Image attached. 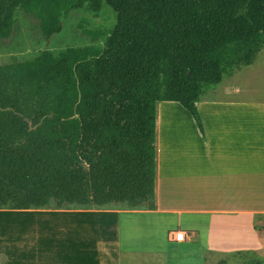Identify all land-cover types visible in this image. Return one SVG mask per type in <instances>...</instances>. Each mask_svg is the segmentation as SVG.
I'll list each match as a JSON object with an SVG mask.
<instances>
[{
	"label": "trees",
	"instance_id": "1",
	"mask_svg": "<svg viewBox=\"0 0 264 264\" xmlns=\"http://www.w3.org/2000/svg\"><path fill=\"white\" fill-rule=\"evenodd\" d=\"M103 6L116 23L102 46L0 65V209L155 210L158 103H179L203 134V95L264 49V0H0V43L20 14L49 42L72 11Z\"/></svg>",
	"mask_w": 264,
	"mask_h": 264
},
{
	"label": "rangeland",
	"instance_id": "2",
	"mask_svg": "<svg viewBox=\"0 0 264 264\" xmlns=\"http://www.w3.org/2000/svg\"><path fill=\"white\" fill-rule=\"evenodd\" d=\"M81 21L86 29L103 30V37L97 41L83 37L78 29ZM115 23L116 14L108 6H103L98 15L84 8L75 10L63 20L62 31L47 42L36 23L20 14L11 41L0 43V65L13 59L34 61L45 50L56 55L77 47L102 46ZM226 87L241 89L239 94H230L226 98L259 104L261 116L264 49L252 65L242 67L209 89L205 96ZM164 104L171 107V111L164 114L167 120L190 119L189 128L184 127L187 135L190 129L192 133H199L190 114L178 103ZM167 106L161 108L168 109ZM163 112L160 110V117ZM171 126L169 123L165 131ZM165 165V186L168 189L174 182L170 178L172 164ZM116 208L142 210L115 204L102 208L78 205L57 208L52 205L44 209H0V254L8 259L5 264H202L198 244L182 250L166 247L164 229L175 224L172 217L141 212L121 215L111 210ZM239 224L217 221L211 236L207 230L201 232L204 243L210 241L214 246L204 250L203 264H217L223 259L227 264H243L254 258L264 260V214L254 215ZM4 262L0 259L1 264Z\"/></svg>",
	"mask_w": 264,
	"mask_h": 264
},
{
	"label": "crops",
	"instance_id": "3",
	"mask_svg": "<svg viewBox=\"0 0 264 264\" xmlns=\"http://www.w3.org/2000/svg\"><path fill=\"white\" fill-rule=\"evenodd\" d=\"M230 88L215 89L216 93L204 94L198 102L203 134L195 123L199 133H192L190 129L187 135L184 127L189 128L190 119L167 120L164 114L169 113L171 107L164 102L158 103L156 209H111L121 215L141 212L172 217L175 224L164 229L166 247L182 250L198 244L202 264L204 250L214 247L210 241L204 243L202 231H209L211 236L217 221L237 226L254 215L264 214V104L260 106V116L259 104L226 98L241 90ZM160 110L164 111L163 117H160ZM169 123L173 126L165 131ZM169 162L172 164L170 178L174 182L167 189L165 164ZM173 230L185 231V241H169V233ZM0 259L5 260L3 264L8 261L1 254Z\"/></svg>",
	"mask_w": 264,
	"mask_h": 264
},
{
	"label": "built area",
	"instance_id": "4",
	"mask_svg": "<svg viewBox=\"0 0 264 264\" xmlns=\"http://www.w3.org/2000/svg\"><path fill=\"white\" fill-rule=\"evenodd\" d=\"M187 237V233L183 230H173L169 233V241L183 242Z\"/></svg>",
	"mask_w": 264,
	"mask_h": 264
}]
</instances>
